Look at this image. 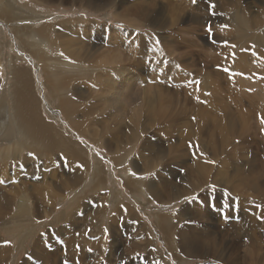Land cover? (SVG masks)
<instances>
[{
	"label": "rangeland",
	"instance_id": "1",
	"mask_svg": "<svg viewBox=\"0 0 264 264\" xmlns=\"http://www.w3.org/2000/svg\"><path fill=\"white\" fill-rule=\"evenodd\" d=\"M106 1L3 0L4 6L14 10L15 20L7 23L0 19V123L5 125L0 129V133L3 136L7 134L8 116L11 113L9 109L13 91L10 76L12 67L26 68L31 70L41 119L50 125L70 148L74 146L81 158L74 156L72 158L63 154L68 158L67 163L57 167L61 153L42 156L25 146L19 148V151L18 148H14L13 142H21L26 146L36 145L15 133L13 141L10 142L5 140L6 136H0V181H4L0 184V196H8V199L10 196V210H7L10 213L3 219L0 215V264H65V262L67 264H152L153 261H159L160 264H172L173 260L175 264H257V262L264 264V222L258 219L264 216V211L255 207L257 204L264 205V132H262L264 125L260 123V118L264 116L262 115L264 112V83H262L264 82L262 79L264 77V0H239V7L244 8L247 14L241 12L235 14L233 8L237 6L235 0H211L217 5L216 8L221 10L216 16L209 15L207 8L209 0H197L195 5L191 3V0ZM222 10L229 12L227 17H232L225 22L229 24L227 29H221L225 21L221 20L224 17ZM238 15L239 18L236 20ZM194 17L203 18L204 23L197 22L193 19ZM244 18H248L249 23ZM210 20L216 21L212 25L213 38L218 41L217 44L211 42L206 32V25L209 23L207 21ZM45 25L49 28L47 33L52 42L63 48L56 49L52 43L47 46L51 56L49 70L44 67L40 58L33 57L20 46L19 36L22 35L12 31V27L31 26L30 33L36 35V41H39L42 35L37 34V29L40 30ZM138 33L140 35H137ZM16 35L18 39L14 38ZM156 40L160 43L156 44ZM129 41L132 42L131 45ZM224 41L234 44L235 48L225 47ZM61 53L64 55L62 56ZM70 53L86 58L87 61L92 59L95 67L92 65L74 67L73 72L62 67L65 69L64 72L56 60L69 63L65 55L69 56ZM86 54L91 55L92 58L87 57ZM105 58L117 59L119 63L114 66H105L102 64ZM54 65L60 69L58 71H63V78L60 72H55L50 83L57 84L59 77L63 82L67 79L70 81L67 80L65 82H68L67 84L63 83L65 87L62 86L61 92L57 91L55 94L56 96L62 94L65 96L64 99L69 100L76 95L77 98L71 101L73 104L71 106L77 110L79 107L82 108L76 114L77 119L80 117L78 120L75 119L76 115L72 117L73 119L68 118V115L59 110L60 98L53 96L55 94L49 91L45 83L48 72L52 74L55 71L52 70ZM118 67H122L123 71L122 69L120 71ZM106 68L112 69L111 76L104 71ZM126 74L130 76L127 77ZM65 75H69L67 76L69 78L64 77ZM71 75L75 78L72 76L73 79H71ZM82 75H86L81 78L85 82L80 84L76 78ZM101 76L105 78L110 76V78L106 80V83L92 80L97 77L102 78ZM112 77L118 80L121 77L123 80L120 78L119 82ZM165 77L169 78L166 85L149 82L154 78L164 79ZM193 81H199V83ZM117 82L118 84L113 85ZM119 84H123L122 87H128V92L118 96L117 91L113 90L118 89ZM100 88L103 89L102 92ZM149 89L156 91L159 95L154 91L150 92ZM71 93L73 94L70 95ZM141 94L145 97L138 98V95L142 96ZM81 95L84 101L80 100ZM147 95H150L149 99ZM198 95H203L204 98L201 101L206 103L193 102ZM154 96L161 99L152 103ZM127 97L131 98V103L126 108V112H123ZM103 98L108 102L111 100L110 104L103 105ZM120 98L124 101L121 102ZM187 100L215 117L221 115L218 110L221 113L224 111L223 121L225 123L228 121V125L233 126L231 133H234L235 137L231 134L233 137L231 136L230 140L232 138L233 140L229 144L230 147L224 146L226 150L223 149L222 143L219 144L221 138L216 134L219 142L216 143L215 152L220 150L224 152L216 159L212 156L213 151L208 145L210 139L205 132L198 137L200 140L203 138L204 142L207 140L205 143L202 142L205 148L200 146L199 151L204 154L207 151V154L197 158L192 156V152L197 149H189L188 144L189 141H193L192 139H196V136L189 138V135L200 132V129L198 122L193 120L194 112H188L191 105L185 102ZM183 108L187 109L186 115H182ZM89 111L93 114H87ZM122 116H124L123 119ZM150 116L152 118L149 122ZM76 120L92 122L88 123L92 128L89 127V130L84 133H79L75 129L78 123ZM123 121L126 123L123 124ZM166 123L169 125L167 126ZM211 130H213L212 127ZM200 148H203L202 151ZM158 152H161L159 156L156 155ZM29 153H34L35 158ZM68 154L71 155V151ZM164 154H167V160L163 159L161 162ZM206 156L209 160L212 156L211 160H216L215 165H217L208 164L206 169L208 171H205L204 177L206 173L211 172L207 178L213 175L212 181L209 178L210 181L206 184L209 179L205 178L206 182L203 188L196 192L197 195L187 197L185 191L180 199L169 200L170 202L165 204L158 203L150 197L149 182L151 181L158 184L161 190H165L166 194H172L174 189L183 191V185L189 184L190 180H192L191 185H196L195 176H203V171L198 172L194 169L195 162L200 157L205 159ZM116 158H120L118 166L114 163ZM169 160L170 164H168ZM180 162L182 164L179 165ZM129 163L132 165L128 167ZM77 164H83L84 167L79 168ZM96 170L102 171L99 175L104 181V186L98 189L92 187ZM130 171H136L139 174L155 172L156 177L141 180L130 175ZM219 173L222 174L219 175ZM256 173L261 176H256ZM76 175L79 177V184L73 186L69 180L76 178ZM222 175L224 176L221 179ZM248 177H251L250 182ZM252 178H254L253 181ZM130 179L133 187L128 185ZM218 179L219 184L216 182ZM250 183L253 188L249 186ZM212 184L220 185H217V191L214 194L208 191ZM222 189L226 191H221ZM52 190L56 192V195ZM210 196L215 207H210L207 203ZM185 197L188 199L185 200ZM101 200L102 203H100ZM233 201H237L240 208L235 215L231 211L234 206ZM187 202L197 204V212L192 216L185 215L182 211L184 210L182 207H185ZM21 203L25 205L21 206ZM121 205L124 208L128 207L127 214ZM225 213L232 216V219L225 221L223 219ZM132 215H138L142 221L141 224L134 226L130 224ZM162 215L166 217L173 215L169 224L175 227L183 226L184 222L188 221L189 227L191 223L196 233L202 230V235L214 234L212 240L219 242L222 256L211 257V254H208L198 258H179V252L168 243H172L171 239L166 237L161 229L160 216ZM195 215H199V218ZM163 216L161 220L165 218ZM180 217L185 220L180 221ZM105 228L108 232L103 231ZM89 229H91L90 232ZM5 241H9L10 244L6 245ZM75 245H80L79 251L76 250ZM89 248L93 249L91 253L87 251ZM38 249L41 251V254H38L40 257L35 255Z\"/></svg>",
	"mask_w": 264,
	"mask_h": 264
},
{
	"label": "bare ground",
	"instance_id": "2",
	"mask_svg": "<svg viewBox=\"0 0 264 264\" xmlns=\"http://www.w3.org/2000/svg\"><path fill=\"white\" fill-rule=\"evenodd\" d=\"M94 1V0H93ZM107 1H109V0H107ZM106 1V2H107ZM112 1V0H111ZM119 1V0H118ZM124 1V0H123ZM122 1V2H123ZM139 1V0H138ZM215 1V0H214ZM236 1V4H237V6H233V8H234V10H235V14H239V12H241V13H244V14H247V12H246V10L244 9V8H240L239 7V3H240V1L239 0H235ZM45 2V1H44ZM106 2H103V3H106ZM126 2V1H125ZM109 3V2H108ZM116 3V2H115ZM120 3V2H119ZM234 3V2H233ZM50 4H53V3H50ZM126 4V3H125ZM97 5H99V4H97ZM102 5V4H101ZM113 5H114V3H113ZM119 5H121V3L119 4ZM199 5V4H198ZM241 5V4H240ZM243 5V4H242ZM116 6H117V4H116ZM91 7V6H90ZM104 7V6H103ZM107 7V6H106ZM122 8L124 7V6H121ZM220 7V6H219ZM227 7V6H226ZM122 8H120V9H122ZM208 8V7H207ZM192 10V9H191ZM195 10V9H194ZM198 10V9H197ZM226 10V9H225ZM248 10V9H247ZM254 10V9H253ZM219 11H221V10H219V8H216V12H219ZM229 11H231V9L229 10ZM179 12V11H178ZM253 12V11H252ZM181 13V12H180ZM179 13V14H180ZM184 13V12H183ZM178 14V15H179ZM222 14H224V17H223V19H221V20H225L224 21V24H227V23H225V22H227V21H229V18H232V17H227L226 15H228L229 14V12H226V11H223L222 10ZM251 14V13H250ZM234 15V14H233ZM14 10L13 9H11V8H9V6L7 7V6H4L3 5V0H0V19L2 20V21H4V22H7V23H9V22H12V21H14L15 19H14ZM155 16V15H154ZM159 16V15H158ZM246 16V15H245ZM264 16V15H263ZM176 17H178L177 15H176ZM157 18V17H156ZM155 18V19H156ZM197 18V19H196ZM234 19L236 18L235 16L233 17ZM239 18V15H238V17L236 18V20ZM17 19H19V18H17ZM152 19V18H151ZM154 19V18H153ZM194 20H196L197 22L198 21H200V22H203L204 23V19L203 18H201V17H194L193 18ZM244 19H246V21L249 23V20H248V18H244ZM159 21V20H158ZM196 22V23H197ZM207 22H211V23H215L216 21H212V20H210V21H207ZM38 23V22H37ZM45 23V22H44ZM46 23H47V21H46ZM154 23V20H153V22H152V24ZM33 24V23H32ZM31 24V25H32ZM242 24H244V23H242ZM48 25V24H47ZM174 25V24H173ZM172 25V26H173ZM229 25V24H228ZM43 26V25H42ZM52 26H53V24H52ZM55 26V25H54ZM57 27V26H56ZM33 28V27H32ZM50 28H51V26H50ZM54 28V27H53ZM31 29V26L29 27V26H27V27H22V28H19V27H12V31L14 30V32H15V34H19V35H22V36H19L20 37V40H21V47L22 48H24L25 49V51L28 53V54H30V55H32L33 57H37V58H40L41 59V62L44 64V67L45 68H49L48 67V65H49V62H50V55H49V53H48V51H47V46H50L49 45V43H52L53 45H54V47L56 48V49H59V50H62L63 48H61L60 46H57L56 44H55V42H52V40L50 39V36L48 35V30H49V28H48V26L46 27V25H45V27L44 28H42V29H40V30H38L37 29V34H39L40 36L42 35V38L38 41H36V35H33L32 33H30V30ZM52 29V28H51ZM54 29H56V28H54ZM221 29H223V28H221ZM225 29H227V28H225ZM237 29V28H236ZM231 30V29H230ZM54 31V30H53ZM224 31H226V30H224ZM33 32V31H32ZM56 32V31H55ZM57 34V33H56ZM59 35H61V34H59ZM222 35V34H221ZM18 35H16L14 38H16V39H18V37H17ZM65 42V41H64ZM142 42V41H141ZM147 42V41H146ZM145 43V42H144ZM73 46H75V45H73ZM72 46V47H73ZM96 46V45H95ZM76 48H77V46H76ZM144 49V48H143ZM67 52V51H66ZM86 56L87 57H91L92 58V56L91 55H88V54H86ZM65 57H67L68 59H70V60H72V61H75V63H66V62H61V61H59V60H56V62H58L60 65H61V68L62 67H64L65 69H67V70H70V72H73V69H74V67H87V65H92V67L94 66L92 63H93V61H92V59L90 60V61H87V59L86 58H83V57H79V56H75V54L74 55H71V53H70V55L69 56H67V55H65ZM247 56H245V58H246ZM14 59V58H13ZM244 59V58H243ZM15 60V59H14ZM242 60V59H241ZM65 61H66V59H65ZM243 61V60H242ZM55 62V63H56ZM126 62V61H125ZM124 62V63H125ZM119 63V61L117 60V59H115V60H111V59H108V58H105L104 59V61L102 60V64L103 65H107V66H114V65H117ZM125 64H127V63H125ZM262 64V63H261ZM264 64V63H263ZM40 65H41V63H40ZM122 65H123V63H122ZM138 65V64H137ZM240 65V64H239ZM119 66V65H118ZM124 66V65H123ZM264 66V65H263ZM43 67V68H44ZM95 67V66H94ZM243 67V66H242ZM245 67V66H244ZM248 67V66H247ZM246 67V68H247ZM44 68V69H45ZM64 68H62L63 69V71L65 70ZM91 68V67H90ZM120 67H118V69H119ZM207 68V67H206ZM264 68V67H263ZM92 69H94V68H92ZM98 69V68H97ZM121 69H122V67L119 69L120 71H121ZM49 70V69H48ZM52 70H55V71H53V73L51 74V73H49L48 72V74L46 75V85L48 86V88H49V91H51L52 93H56L57 94V91H60L61 89H62V86H63V83L64 84H67V83H65L68 79L67 78H69V77H67V76H69V75H65L64 77H67V78H65V79H67V80H65V82H63V81H61V77H59L60 78V80H57V84H51L50 83V79L51 78H54L53 77V75L55 76V72H60V71H58V70H60V69H57L56 67H55V65H54V68L52 69ZM129 70V69H128ZM250 70V69H249ZM248 70V71H249ZM30 71L31 70H28V69H26V68H16L15 66H13L12 67V71H11V73H10V76H11V80H12V82L13 83H11V85H12V89H13V91H12V93H11V102H12V104H11V107H10V109H9V111H11V113L9 114V116H8V124H7V134L5 135L6 136V138L7 139H5L7 142H10V141H13V134L15 133V134H17V135H19V136H21V137H23V138H25V139H28V141H31L32 142V144H34V145H36V146H26V145H23L21 142H13V145L15 146L14 148L15 149H19V148H21V147H23V146H25V147H27V149H28V147H30V149L32 148V150L31 151H33V152H37V153H39L40 155H42V156H44V155H49V154H51V153H62V154H64V155H66V156H72V158H73V156L74 157H79V158H81V156H80V154H79V152L77 151V149L76 148H74V146H73V148H70L69 147V145H68V143L67 142H65L59 135H57L55 132H54V130H53V128L50 126V125H48V124H46L45 122H44V120H42L41 119V117H40V112H39V101H38V99H37V97L35 96V92H34V89H33V80H32V78H31V74H30ZM63 71H61L60 73H61V76H62V78H63V75H62V73H63ZM108 75H110V73L112 74V69H110V68H106L105 70H104ZM122 71H123V69H122ZM132 71V70H131ZM242 71H243V69H242ZM52 72V71H51ZM65 72V71H64ZM133 72V71H132ZM211 72V71H210ZM116 73V72H115ZM117 74H119V73H117ZM116 74V75H117ZM211 74V73H210ZM223 74V73H222ZM58 75V74H57ZM121 75H123V74H121ZM120 75V76H121ZM124 75H125V73H124ZM218 75V74H217ZM58 76H60V75H58ZM72 76L73 75H71V79H73V78H75L74 76H73V78H72ZM86 75H82V76H80V78H76V80H78L79 81V83L81 84V83H83V82H85L83 79H81V78H84ZM98 76V75H97ZM111 76V75H110ZM110 76H109V78H110ZM119 76V75H118ZM118 76H116V77H118ZM126 76L127 77H129L127 74H126ZM99 77V76H98ZM94 78V79H92L93 81H97V80H99V81H104V83H106L107 81V79L109 80V78L108 77H102L103 78V80H100V79H102V78ZM113 77H114V75H113ZM112 77V78H113ZM122 77V76H121ZM121 77H119V80L121 81V79L122 78H124V76L121 78ZM127 77H125L126 79H128ZM220 77V76H219ZM121 78V79H120ZM124 78V79H125ZM132 78V77H131ZM130 78V79H131ZM204 78V77H203ZM56 79H58V77H56ZM113 79H117L118 80V78H113ZM118 80V81H119ZM123 80V79H122ZM69 81V80H68ZM77 81V82H78ZM119 81V82H120ZM135 81V80H134ZM54 82H56L55 81V79H54ZM70 82V81H69ZM76 82V81H75ZM76 82V83H77ZM88 82V81H87ZM98 82V81H97ZM100 82V83H101ZM112 82V81H111ZM114 82V81H113ZM116 82V81H115ZM125 82H127L126 80H125ZM131 81H129V83H130ZM78 83V84H79ZM122 83V82H121ZM260 83H261V80H260ZM262 83H264L263 81H262ZM262 83H261V87H262ZM71 84V83H70ZM70 84H69V86H70ZM108 84V83H107ZM116 84H118V82L117 83H113V85H116ZM124 84V83H123ZM120 85L119 87H118V89H114L113 91H115L116 93H117V95L119 96V94H121V93H123V92H126L129 88L127 87H122V86H124V85ZM127 84V83H126ZM101 85V84H100ZM264 85V84H263ZM79 86V85H78ZM102 86H103V83H102ZM110 86V85H109ZM133 86V85H132ZM63 87H65V85L63 86ZM74 87V86H73ZM98 88V87H97ZM96 88V89H97ZM112 88V87H111ZM135 88V87H134ZM68 89V88H67ZM163 90H164V88H162ZM70 90H72V89H70ZM98 90H99V88H98ZM100 90H101V92H102V90L103 89H101L100 88ZM108 90V89H107ZM130 90H133V89H130ZM135 90V89H134ZM142 90V89H141ZM150 90V89H149ZM73 91V90H72ZM81 91V90H80ZM109 91V90H108ZM110 91H111V89H110ZM113 91H111V93L113 92ZM143 91V90H142ZM147 90L145 89V92H146ZM154 91V90H153ZM153 91H151L150 90V92H153ZM165 91V90H164ZM61 92V91H60ZM63 92V91H62ZM75 92H77V91H75ZM91 92V91H90ZM100 92V91H99ZM128 92V91H127ZM126 92V93H127ZM134 92V91H133ZM138 92H140V91H138ZM154 92H156V91H154ZM10 93V92H9ZM59 93V92H58ZM74 93V92H73ZM73 93H71L70 95H72ZM78 93V92H77ZM92 93V92H91ZM106 93V92H105ZM104 93V94H105ZM116 93H115V95H116ZM157 93V92H156ZM195 93V92H194ZM56 94L55 95H53V96H56ZM63 94H65V93H63ZM79 94V93H78ZM143 94V93H142ZM141 94V95H142ZM158 94V93H157ZM62 95V94H61ZM58 96L59 98H60V106H58L59 107V110L62 112V113H64V114H66V115H68V118H72L73 116H75L77 113H79L80 111H79V109H82V108H80L79 107V109L77 110V109H75V108H73L72 106H73V104H72V102L71 101H75L76 100V95H74V97H73V99L72 100H69V99H64L65 98V96L64 95H62V96ZM95 95V94H94ZM101 95V94H100ZM109 95H110V93H109ZM117 95H116V97H117ZM129 95V94H128ZM139 95H140V93H139ZM138 95V98H143V96L145 95L146 96V94L144 93V95H142V96H139ZM155 95V94H154ZM159 95V94H158ZM157 95V96H158ZM205 95V94H204ZM56 96V97H57ZM82 96V95H81ZM93 96V95H92ZM111 96V95H110ZM121 96V95H120ZM144 96V97H145ZM148 96V95H147ZM39 97V96H38ZM112 97V96H111ZM122 97V96H121ZM149 97H150V95L148 96V99H149ZM161 97V96H160ZM166 97V96H165ZM194 97V96H193ZM198 97H199V99L201 100V99H203L204 98V96L203 95H201V96H199L198 95ZM106 98V97H105ZM123 98V97H122ZM174 98V97H173ZM97 99V98H96ZM114 99H115V97H114ZM113 99V100H114ZM124 99V98H123ZM122 99V100H123ZM159 99H161V98H159ZM158 99V97H155L154 96V99L152 100V103L153 102H156L157 100H159ZM80 100H83L84 101V98H83V96L81 97V99ZM99 101H100V99H98ZM103 100V102L104 103H102L103 105L104 104H106V103H109L108 101H106V99H102ZM115 100H117V99H115ZM114 100V101H115ZM122 100H121V98H120V101L122 102ZM146 100V99H145ZM241 100V99H240ZM10 101V100H9ZM8 101V102H9ZM98 101V102H99ZM113 101V102H114ZM119 101V100H118ZM124 101V100H123ZM162 101V100H161ZM243 101V100H242ZM71 102V103H70ZM139 102V101H138ZM185 102H187V104H190L191 105V107H189V111L188 112H194L193 113V116L195 117V120L198 122V127H199V129H200V132L199 131H197V133H191L190 135H189V138L190 137H192L193 138V136H196L195 138L196 139H192L193 141L192 142H194L195 144L196 143H198L199 144V146H202V142H204V141H202V139L203 138H201V140H200V138H198L199 137V135L200 134H202L203 132H205V135L207 134L208 136H209V142H208V145H209V148H211L212 149V151H213V153H212V156L213 157H215V159L217 158V156L218 155H221V154H224V152L222 151L221 152V150H220V152L218 151V149H217V151L218 152H215L216 150V143H218L219 142V139H217V137H216V134L217 135H219L220 136V143L219 144H221L222 143V147H223V149L225 148L224 146H229L230 147V143H231V141L233 140V138H232V140H230V138H231V134H233V136H234V133H231V131H232V129H233V126H229L228 125V121L225 123L224 121H223V119H225V117H224V115H222V113L224 112H222L221 113V111L220 110H218V113H220L221 115L219 116V115H217L216 117L215 116H213V115H210L209 113H207L205 110H203L200 106H197V105H195L193 102H197V97H195L194 98V101L193 102H190V100H187V101H185ZM208 103H210L209 101H207ZM256 102V101H255ZM10 103V102H9ZM79 103H80V101H79ZM88 103V102H87ZM116 103H117V101H116ZM125 103V105H124V107H123V112H126L125 110H126V108L128 107V105L131 103V98L130 97H127V100H126V102H124ZM148 103H149V101H148ZM151 103V102H150ZM159 103V102H158ZM181 103V102H180ZM236 103V102H235ZM243 103H244V101H243ZM264 103V102H263ZM58 104V105H59ZM83 104H84V102H83ZM82 104V105H83ZM98 104H100V103H98ZM101 104V105H102ZM110 104V103H109ZM113 104V103H112ZM145 104V103H144ZM168 104V103H167ZM173 104V103H172ZM72 105V106H71ZM88 105V104H87ZM116 105V104H115ZM119 105H123L122 103L120 104L119 103ZM119 105H118V107H119ZM141 105H143V104H141ZM153 105V104H152ZM155 105V104H154ZM158 105H160V104H158ZM166 105V104H165ZM182 105V104H181ZM180 105V106H181ZM144 106V105H143ZM149 106V105H148ZM157 106V105H156ZM186 106V105H185ZM207 106H208V104H207ZM114 107V106H113ZM157 107H159V106H157ZM160 107H161V105H160ZM173 107V106H172ZM209 107V106H208ZM263 107H264V105H263ZM9 108V107H8ZM86 108H87V106H86ZM89 108V107H88ZM117 108V107H116ZM115 108V109H116ZM151 108V107H150ZM168 108H169V106H168ZM177 108H179V107H177ZM119 109V108H118ZM122 109V108H121ZM152 109V108H151ZM209 109H210V107H209ZM214 109V108H213ZM216 109V108H215ZM255 109V108H254ZM144 110H145V108H144ZM155 110V109H154ZM153 110V111H154ZM250 110V109H249ZM249 110H247V111H249ZM97 111V110H96ZM96 111H94V112H96ZM155 111H157V110H155ZM158 111H159V109H158ZM176 111V110H175ZM216 111V110H215ZM57 111H55V113H56ZM119 112V111H118ZM117 112V113H118ZM160 112H162V111H160ZM181 112V111H180ZM155 113V112H154ZM186 113H187V109H184L183 108V113H182V115H186ZM231 113V112H230ZM264 112H262V115H264L263 114ZM57 114H58V112H57ZM87 114H93L92 112H87ZM87 114H86V116H87ZM111 114V113H110ZM119 114V113H118ZM121 114V113H120ZM137 114V113H136ZM135 114V115H136ZM150 114V113H149ZM162 114V113H161ZM176 114V113H175ZM224 114V113H223ZM94 115H95V113H94ZM93 115V116H94ZM148 115V114H147ZM181 115V114H180ZM240 115H241V113H240ZM257 115H259V113H257ZM97 116V115H96ZM133 116V115H132ZM160 116V115H159ZM162 116V115H161ZM160 116V117H161ZM191 116V115H190ZM233 116H235L234 114H233ZM242 116V115H241ZM246 116V115H245ZM7 117V116H6ZM76 117H78L77 115L75 116V119H77ZM98 117V116H97ZM113 117V116H112ZM116 117V116H115ZM123 117L124 116H122V119H123ZM169 117V116H168ZM224 117V118H223ZM67 118V117H66ZM74 118V117H73ZM72 118V119H73ZM80 118V117H79ZM78 118V119H79ZM95 118V117H94ZM148 118V117H147ZM151 116H150V119H149V122H150V120H151ZM155 118V117H154ZM170 118V117H169ZM77 119V120H78ZM155 119H157V117L155 118ZM246 119V118H245ZM6 120V119H5ZM4 120V121H5ZM76 120V123L78 122ZM112 120V119H111ZM117 120L119 121V119L117 118ZM146 120H148V119H146ZM158 120V119H157ZM246 120H248V118L246 119ZM108 121H110V120H108ZM116 121V120H115ZM120 121H121V119H120ZM124 121H126V120H124ZM123 121V124L124 123H126V122H124ZM160 121V120H159ZM171 121V120H170ZM226 121V120H225ZM106 122V121H105ZM148 122V123H149ZM167 122H169V121H167ZM172 122V121H171ZM91 124L92 122H86L85 120H82V121H80V122H78L76 125H75V129L79 132V133H84V131H87V130H89V127L90 128H92V126H90L89 124ZM95 122H93V125H95L94 124ZM116 123V122H115ZM119 123V122H118ZM147 123V124H148ZM163 123V122H162ZM234 123V122H233ZM235 123H237V122H235ZM75 124V123H74ZM98 124V123H97ZM167 124V123H166ZM186 124H188L189 125V123H185V125ZM191 124V123H190ZM231 124V123H230ZM244 124V123H243ZM108 125H110V123L108 124ZM119 125H121V124H119ZM118 125V126H119ZM131 125V124H130ZM157 125V124H156ZM161 125V124H160ZM159 125V126H160ZM163 125V124H162ZM169 124H167V126H168ZM174 125H176V124H174ZM178 125V124H177ZM192 125V124H191ZM2 126H5L4 124H2V123H0V129H2L3 127ZM101 126V125H100ZM113 126V125H112ZM149 126V125H148ZM154 126V125H153ZM152 126V127H153ZM121 127V126H120ZM188 127V126H187ZM211 127H212V129L214 130H211ZM97 128V127H96ZM103 128V127H102ZM116 129H117V127H115ZM114 128V129H115ZM151 128V127H150ZM197 128V127H196ZM238 128V127H237ZM242 127H240V129H241ZM250 128V127H249ZM111 129V128H110ZM123 129V128H122ZM176 129V128H175ZM195 129V128H194ZM198 129V130H199ZM119 131H120V129H118ZM126 130V129H125ZM132 130V129H131ZM177 130V129H176ZM193 130V129H192ZM242 130V129H241ZM241 130H240V132H241ZM91 131H93V130H91ZM112 131V130H111ZM122 131H124V130H122ZM138 131V130H137ZM187 131V130H186ZM190 131V130H189ZM196 131V130H195ZM244 131V130H243ZM243 131H242V133H243ZM246 131V130H245ZM249 131V130H248ZM6 132H4V134L6 133ZM129 132V131H128ZM184 132V131H183ZM238 132V131H237ZM90 133V132H89ZM114 133V132H113ZM119 133V132H118ZM174 133V132H173ZM189 133V132H188ZM176 134V133H175ZM185 134V133H184ZM245 134V133H244ZM109 135V134H108ZM172 135V134H171ZM237 135V134H236ZM0 136L1 137H5V136H3V134H1L0 133ZM12 136V137H11ZM16 136V135H15ZM184 136V135H183ZM187 136H188V134H187ZM202 136V135H201ZM232 136V137H233ZM243 136V135H242ZM17 137V136H16ZM169 137H170V135H169ZM235 137V136H234ZM104 138V137H103ZM172 138V137H171ZM186 139H188L187 137H185ZM208 138V137H207ZM16 139V138H15ZM235 139V138H234ZM106 140V139H105ZM191 140V139H190ZM4 141V140H3ZM67 141V140H66ZM187 141V140H186ZM207 141V140H206ZM205 141V142H206ZM1 142V141H0ZM69 142V141H68ZM182 142V141H181ZM188 142V141H187ZM204 142V143H205ZM245 142V141H244ZM3 143V142H2ZM247 143V142H246ZM245 144V143H244ZM115 145H118V144H115ZM207 145V143H206V146H208ZM247 145V144H246ZM227 146V147H228ZM10 147V146H9ZM203 148H205V144H204V146H202ZM202 148V149H203ZM206 148H208V147H206ZM8 149V148H7ZM83 149V148H82ZM201 149V148H200ZM202 149H201V151H202ZM10 150V149H9ZM205 150V149H204ZM225 150H226V148H225ZM19 151H20V149H19ZM29 151V150H28ZM69 151H71V155L70 154H68V152ZM84 151H86V150H84ZM231 151V150H230ZM43 152H45L44 154H43ZM205 152V151H204ZM207 152V151H206ZM205 152V154H207ZM10 152H8V154H9ZM17 153H18V150H17ZM80 153H82V152H80ZM233 153H235V152H233ZM232 153V154H233ZM161 154V152H158V153H156V155L157 156H159ZM13 155V154H12ZM183 156V155H182ZM212 156H211V159H212ZM234 156H235V154H234ZM186 158H187V156H185ZM185 157H183V158H185ZM201 157H203V156H201ZM201 157L200 158H198L196 161L197 162H195L196 163V165H195V167H194V169L196 170V171H198V172H200V171H203V176H200V175H198V176H195V173H194V176L196 177V181L195 182H197V184L196 185H191V181L192 180H190V183L189 184H187L185 181H182L183 183L185 182L186 184H184L183 185V187L182 188H184V190L183 191H180V190H178V189H174V191L172 192V194H166V192H165V190H161L159 187H158V184H156V183H154V181H151V182H149V187L151 188V189H149V195H150V197L153 199V200H155V201H157L158 203H162V204H165V203H167V202H170L171 200H177V199H180L181 197H182V193H185V191H186V196L188 197L189 195H190V197L191 196H195V195H197V191L198 190H201L202 188H203V186H204V183L206 182V179L205 178H207L208 177V174H209V172L208 173H206V177H204V174H205V171H206V169L208 168V163H205V160L207 159V156H206V158L205 159H201ZM210 157V156H209ZM227 157V156H226ZM233 157V156H232ZM160 158V157H159ZM182 158V157H181ZM197 158V157H196ZM235 158V157H234ZM242 158V157H241ZM68 159V158H67ZM71 159V158H70ZM119 159L120 158H116L115 159V165L116 166H118L119 164H120V162H119ZM154 158H152V160H153ZM169 159V158H168ZM210 159V160H211ZM240 159V158H239ZM123 160V159H122ZM167 160V159H166ZM174 160V159H173ZM176 160V159H175ZM179 160H180V157H179ZM181 160H183V159H181ZM207 160H209V159H207ZM218 160V159H217ZM222 160V159H221ZM178 161V160H177ZM185 161V160H184ZM241 161V159L239 160V162ZM79 162H80V160H79ZM132 162V161H131ZM146 162V161H145ZM154 162H156V161H154ZM158 163H159V161H157ZM156 162V163H157ZM170 162V160L168 161V164H170L169 163ZM176 162V161H175ZM179 162V161H178ZM215 162H216V160H215ZM238 162V161H237ZM124 162H122V164H123ZM184 163V162H183ZM258 163V162H257ZM24 164V163H23ZM146 164V163H145ZM160 164H161V162H160ZM159 164V165H160ZM165 164V163H164ZM167 164V163H166ZM175 164V163H174ZM180 164H182L181 162L179 163V165ZM226 164V163H225ZM254 164V163H253ZM130 165H132V163H129V165L127 164V166L129 167ZM178 165V166H179ZM212 165V164H211ZM217 165V164H216ZM215 165V166H216ZM124 166V165H123ZM218 166H221V165H218ZM217 166V167H218ZM223 166V165H222ZM254 166V165H253ZM134 167V166H133ZM190 167V166H189ZM216 167V168H217ZM191 169H192V167H190ZM215 168V167H214ZM215 168V169H216ZM219 168V167H218ZM217 168V169H218ZM144 169V168H143ZM171 169V168H170ZM220 169V168H219ZM242 169V168H241ZM249 169H251V168H249ZM253 169V168H252ZM257 169V168H256ZM221 170V169H220ZM255 170V169H254ZM254 170H253V175H254ZM173 171V170H172ZM208 171V170H207ZM206 171V172H207ZM235 171V170H234ZM100 172H102V171H100V170H96V172H95V176H94V182L92 183V187H94L95 189H98V187H100V186H104V181H103V179L101 178V176L99 175L100 174ZM237 172V171H236ZM238 172H240V170L238 171ZM244 172V171H243ZM242 172V173H243ZM249 172H250V170H249ZM214 173V172H213ZM247 173V172H246ZM85 174V173H84ZM177 174V173H176ZM192 174V173H191ZM217 174H218V172H217ZM217 174H216V176H217ZM222 174V173H221ZM220 173H219V175H221ZM224 174V173H223ZM101 175H103V174H101ZM189 175H190V172H189ZM193 175V174H192ZM211 175V172H210V174H209V176ZM244 175H245V173H244ZM260 175V174H259ZM172 176V175H171ZM177 176V175H176ZM213 176V175H212ZM212 176L211 177H209V178H211V181H212ZM224 175H222L220 178L222 179V177H223ZM247 176V175H246ZM256 176H258L257 175V173H256ZM261 176V175H260ZM260 176H258V177H260ZM192 177V176H191ZM245 177V176H244ZM253 177V176H252ZM257 177V178H258ZM194 178V177H193ZM209 178H207V179H209ZM215 178V177H214ZM213 178V179H214ZM231 178V177H230ZM233 178V177H232ZM247 178V177H246ZM249 178V177H248ZM251 178V177H250ZM250 178L248 179V181L250 182ZM262 178V177H261ZM260 178V179H261ZM53 179V178H52ZM133 179V178H132ZM216 179V178H215ZM225 179H226V177H225ZM224 179V180H225ZM65 180V179H64ZM69 180V179H68ZM227 180V179H226ZM225 180V181H226ZM232 181H233V179H231ZM230 180V181H231ZM243 180V178L241 179V181ZM246 180V179H245ZM254 180V178H252V181ZM70 181V184H72L73 186H75V185H77V184H79L78 182H79V177L76 175V178H72L71 180H69ZM68 181V182H69ZM162 181L164 182V180L162 179ZM189 181V180H188ZM187 181V182H188ZM209 181H210V179L206 182V184L207 183H209ZM215 181V180H214ZM229 181V182H230ZM239 181H240V179H239ZM239 181H238V183H239ZM261 181V180H260ZM263 181V180H262ZM261 181V182H262ZM23 182V181H22ZM162 182V183H163ZM165 182H166V179H165ZM217 183L219 182V179H218V181H216ZM227 182V181H226ZM228 182V183H229ZM246 182H247V180H246ZM255 182V181H254ZM257 182H259V181H257ZM74 183V184H73ZM166 183H168V182H166ZM220 183H221V181H220ZM231 183V182H230ZM245 184V182H242V184ZM252 183V182H251ZM251 183H250V187H252L251 186ZM24 184V183H23ZM22 184V185H23ZM64 184V183H63ZM182 183H180V185H181ZM219 184V183H218ZM218 184H215V185H218ZM222 184V183H221ZM226 184V183H225ZM240 184H241V182H240ZM247 184V183H246ZM260 184V183H259ZM258 184V185H259ZM128 185H131L132 187H133V185H132V180L130 179L129 180V183H128ZM159 185H161V184H159ZM169 185H170V183H169ZM230 185V184H229ZM231 185H232V183H231ZM238 185V184H237ZM248 185V184H247ZM62 186V185H61ZM65 186V185H64ZM91 186V185H90ZM162 186V185H161ZM167 186V185H166ZM218 186H220V185H218ZM243 186V185H242ZM253 186H254V184H253ZM24 188H25V186H24ZM27 188V187H26ZM164 188V187H163ZM172 188H175V187H172ZM253 188V187H252ZM256 188V187H255ZM259 188V187H258ZM50 189H52L51 187H50ZM133 190H134V188H132ZM187 189L189 190L188 192H187ZM264 189V188H263ZM261 190V189H260ZM20 191V190H19ZM53 191V194L54 195H56V192H54V190H52ZM258 191H259V189H258ZM258 191H256V192H258ZM17 192V191H16ZM51 192V191H50ZM100 192V191H99ZM98 192V193H99ZM104 193V192H103ZM52 194V195H53ZM105 194V193H104ZM103 194V195H104ZM110 194V193H109ZM101 195V194H100ZM107 195V194H106ZM200 197H201V195H199ZM8 197V196H7ZM5 195L4 196H0V208L2 209V210H0V215H2L3 217H2V219L8 214V213H10V212H8L7 210H10V202H9V199H10V196H9V199L7 198ZM53 197H55V196H53ZM197 197V196H196ZM199 197V198H200ZM101 199V198H100ZM109 199V198H108ZM104 200V199H103ZM170 200V201H169ZM199 200V199H198ZM12 203H13V201H12ZM100 203H102V200H101V202ZM200 203V202H199ZM21 206H24L25 205V203H21L20 204ZM97 207H98V205H97ZM104 207V206H103ZM189 207V208H188ZM126 209L128 208V207H125ZM184 210H182L183 212H185V215H190V216H192V214L194 215L196 212H197V204L196 203H190V202H187V204L185 205V207H182ZM21 209H22V207H21ZM98 209H100V208H98ZM130 209V208H129ZM29 210V209H28ZM126 214H127V212H126ZM133 214V213H132ZM163 216V215H162ZM162 216H160L161 218H162ZM173 216V215H172ZM172 216H163V217H165V218H163L162 220H161V218H160V226H161V229H163V232H165V235H166V237H168L169 239H171V242L172 243H170V242H168L171 246H174V249L177 251V252H179V254H180V257L179 258H181L182 257V259H184V258H198V257H202V256H208V254H211V257L213 256V257H221L222 256V254H223V252H221L220 251V249H219V242H215V241H213L212 240V235H214V234H212V235H210V234H205V235H202V230H200V231H198V233H196V231H193V226H192V224L190 223V227H189V225H188V221H186V222H184V224H183V226L181 225V226H178V227H175L174 225H170L169 223L172 221ZM176 217H177V215H175ZM182 216V215H181ZM197 218H199L197 215H195ZM203 216V215H202ZM18 217H20V216H18ZM172 217V218H171ZM195 217V218H196ZM0 218H1V216H0ZM181 218V220L180 221H182V219L183 220H185L183 217H180ZM177 220V219H176ZM21 221H22V219H21ZM200 221V220H199ZM22 222H24V221H22ZM141 220H140V218L138 217V215H132V218H131V223L130 224H133V226L134 225H139V224H141ZM178 222V221H177ZM195 222V221H194ZM196 222H198V221H196ZM203 222V221H202ZM178 224V223H177ZM25 225V224H24ZM23 225V226H24ZM97 225V224H96ZM244 225V224H243ZM22 226V227H23ZM131 226V225H130ZM255 226V225H254ZM208 227V226H207ZM21 228V227H20ZM26 228V227H25ZM24 228V229H25ZM20 230V229H19ZM204 231V230H203ZM207 231H209V230H207ZM212 231V230H211ZM214 231V230H213ZM205 232V231H204ZM150 233V232H149ZM214 233V232H213ZM148 236V235H147ZM173 237H175V238H173ZM250 238V237H249ZM229 239V238H228ZM243 239V238H242ZM225 241V240H224ZM40 242V241H39ZM38 242V243H39ZM152 242V241H151ZM249 242V241H248ZM37 243V244H38ZM254 243V242H253ZM40 244V243H39ZM152 245V244H151ZM222 245V244H221ZM227 245V244H226ZM37 246V245H36ZM115 246V245H114ZM38 247V246H37ZM40 247V246H39ZM224 248V247H223ZM255 248H256V246H255ZM37 249V248H36ZM252 249V248H251ZM254 249V248H253ZM231 250V249H230ZM38 251H39V249H38ZM38 251H37V253H35V255L37 254H41L40 252L41 251H39V253H38ZM43 251H44V249H43ZM177 254V253H176ZM253 254V253H252ZM257 254H258V251H257ZM38 257H40L39 255H38ZM37 257V258H38ZM253 257V256H252ZM45 258V257H44ZM254 258V257H253ZM41 260H42V258H40ZM222 259V258H221ZM250 259V258H249ZM180 260V259H179ZM253 260V259H252ZM254 264V263H253ZM257 264H258V262H257Z\"/></svg>",
	"mask_w": 264,
	"mask_h": 264
},
{
	"label": "snow or ice",
	"instance_id": "3",
	"mask_svg": "<svg viewBox=\"0 0 264 264\" xmlns=\"http://www.w3.org/2000/svg\"><path fill=\"white\" fill-rule=\"evenodd\" d=\"M191 3H192L193 5H195V4H197V0H191ZM216 7H217V5H216L215 3H212L211 0H209V2H208V12H209V15H210V16H216V15L218 14V13L215 11ZM221 27H222V28H228L229 26H228L227 24H222ZM206 32H207L208 37H209V39L211 40V42H212L213 44H217L218 41H217L216 39L213 38V37H214V31H213V25H212L211 22H209V23L206 25ZM137 35H140V34L138 33ZM159 43H160V41H159V40H156V44H159ZM223 43H224V46H225V47H232V48H235V45H234V44H228L227 41H224ZM129 44L131 45L132 42L129 41ZM110 46H111V45H110ZM135 46H136V47H139V45H135ZM61 55L63 56L64 53H61ZM69 62H70V63H75V61H72V60H70V59H69ZM176 67H179V65H176ZM224 70H225V71H228V69H224ZM160 75H163V73H160ZM168 79H169L168 77H165L164 79L154 78L153 80H151V81H149V82H150V83H159V84H162V85H166ZM262 79H264V77H262ZM193 82H194V83H197V84L199 83V81H193ZM93 87H96V85H93ZM250 91H251V90H250ZM209 95H210V93H209ZM197 101H198V102H201V103H206V101H201V100L199 99V97H197ZM193 120H195V117H193ZM260 123H261L262 125H264V116H262V117L260 118ZM262 132H264V129H262ZM141 135H143V133H141ZM237 143H239V141H237ZM188 147H189V149H193V148L197 149V151L192 152V156H193V158H196L197 156H204V155H205L203 152H200V151H199V147H200V146H199L198 143L193 144L191 141H189ZM29 155H30V156H33V157L35 158V154H34V153H29ZM58 159H59L60 163L57 164V167H60V166H62V165H66V163H67V157L64 156L62 153L60 154V156L58 157ZM163 159H167V154H164V155L162 156V158H161V162L163 161ZM205 163L215 165L216 162H215L214 160H207V159H206V160H205ZM122 166H123V165H122ZM77 167H79V168H83L84 166H83V164H77ZM48 171H51V169H48ZM130 175H132L133 177H135V178H137V179H141V180H148V179H151V178H155V177H156V173H155V172H148V173H146V174H139V173H137L136 171H130ZM3 183H4V181H0V184H3ZM208 191H209L210 193L214 194V193L217 191V185H215V184L210 185L209 188H208ZM221 191H226V190H223V189H222ZM230 195H231V194L229 193V196H230ZM187 199H188V198L185 197V200H187ZM207 203L209 204L210 207H215V205H214L213 202H212L211 196L209 197ZM232 203H233L234 206L232 207L231 211H232V213L235 215L236 213H238V212L240 211V208H239V204L237 203V201H233ZM226 207H227V205H226ZM255 207H256L257 209H259L260 211H264V205H259V204H257V205H255ZM121 208H122L125 212L127 211V209L124 208L123 205H121ZM223 219H224L225 221H228V220L232 219V216H230L229 214L225 213V214L223 215ZM258 219H260L262 222H264V216H260V217H258ZM88 231L90 232L91 229H89ZM103 231H104V232H108V229L105 228ZM5 244L8 245V244H10V242H9V241H5ZM75 248H76L77 251H79V250H80V245H75ZM87 251L91 253V252L93 251V249L89 248ZM153 251H155V249H153ZM138 255H139V254L137 253V256H138ZM144 259L147 260V258H144ZM65 264H67V262H65ZM152 264H160V262H159V261H153ZM172 264H175V260H173Z\"/></svg>",
	"mask_w": 264,
	"mask_h": 264
}]
</instances>
